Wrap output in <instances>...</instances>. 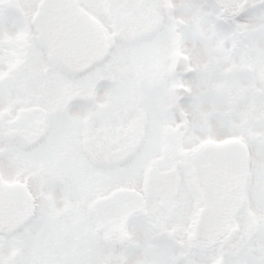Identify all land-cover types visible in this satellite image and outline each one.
<instances>
[{
	"label": "snow or ice",
	"instance_id": "snow-or-ice-1",
	"mask_svg": "<svg viewBox=\"0 0 264 264\" xmlns=\"http://www.w3.org/2000/svg\"><path fill=\"white\" fill-rule=\"evenodd\" d=\"M0 264H264V0H0Z\"/></svg>",
	"mask_w": 264,
	"mask_h": 264
}]
</instances>
